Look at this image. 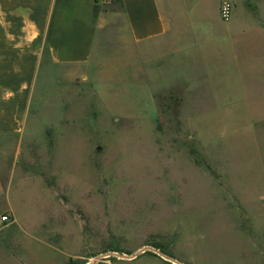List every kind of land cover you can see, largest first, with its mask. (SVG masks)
<instances>
[{
  "label": "rangeland",
  "instance_id": "1",
  "mask_svg": "<svg viewBox=\"0 0 264 264\" xmlns=\"http://www.w3.org/2000/svg\"><path fill=\"white\" fill-rule=\"evenodd\" d=\"M173 4L167 43L110 39L92 88L4 141L0 264H264V0Z\"/></svg>",
  "mask_w": 264,
  "mask_h": 264
},
{
  "label": "crops",
  "instance_id": "2",
  "mask_svg": "<svg viewBox=\"0 0 264 264\" xmlns=\"http://www.w3.org/2000/svg\"><path fill=\"white\" fill-rule=\"evenodd\" d=\"M180 26L173 0H0V149L54 122L62 90L92 88L110 39L153 53Z\"/></svg>",
  "mask_w": 264,
  "mask_h": 264
},
{
  "label": "built area",
  "instance_id": "3",
  "mask_svg": "<svg viewBox=\"0 0 264 264\" xmlns=\"http://www.w3.org/2000/svg\"><path fill=\"white\" fill-rule=\"evenodd\" d=\"M231 9H232V5L228 2H224L221 5L220 11L224 19H227L229 17V15L231 14ZM7 220H8V217L6 215L2 216L0 219L1 222L7 221Z\"/></svg>",
  "mask_w": 264,
  "mask_h": 264
},
{
  "label": "water",
  "instance_id": "4",
  "mask_svg": "<svg viewBox=\"0 0 264 264\" xmlns=\"http://www.w3.org/2000/svg\"><path fill=\"white\" fill-rule=\"evenodd\" d=\"M148 250H150L149 248H143L141 251H139L137 254H134V255H131V256H125V255H118V254H116V253H109V254H105V255H102V256H110V255H114V256H119V257H121V258H129V259H133V258H135L138 254H141V253H144V252H146V251H148ZM152 251H154L155 253H157V255H160L161 257H163V258H165V259H167V260H170V261H172V262H176L174 259H172V258H167L166 256H164V255H161L158 251H155V250H152Z\"/></svg>",
  "mask_w": 264,
  "mask_h": 264
}]
</instances>
